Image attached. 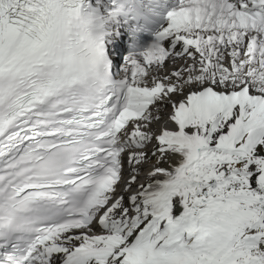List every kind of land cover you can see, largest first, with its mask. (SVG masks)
I'll return each mask as SVG.
<instances>
[{
    "label": "snow or ice",
    "instance_id": "1",
    "mask_svg": "<svg viewBox=\"0 0 264 264\" xmlns=\"http://www.w3.org/2000/svg\"><path fill=\"white\" fill-rule=\"evenodd\" d=\"M0 264H264V0H0Z\"/></svg>",
    "mask_w": 264,
    "mask_h": 264
}]
</instances>
